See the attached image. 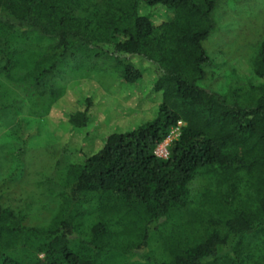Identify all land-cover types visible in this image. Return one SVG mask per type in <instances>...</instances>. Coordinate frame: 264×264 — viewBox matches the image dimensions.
I'll return each instance as SVG.
<instances>
[{
    "label": "trees",
    "instance_id": "obj_1",
    "mask_svg": "<svg viewBox=\"0 0 264 264\" xmlns=\"http://www.w3.org/2000/svg\"><path fill=\"white\" fill-rule=\"evenodd\" d=\"M221 1L0 0L4 69L18 63L15 34L25 33L30 60L21 62H30L37 87L63 66L79 72L98 64L123 85L149 70L150 92L161 97L153 118L109 134L91 155L77 137L95 122L93 99L69 113L63 153L74 161L53 172H61L53 218L30 223V209L12 206L0 191V264L140 258L152 227L189 202L199 210L193 228L183 239H163L164 264H264V41L244 84L224 93L204 88L213 63L204 42L216 30ZM179 122L169 158H158ZM91 215L96 222L88 227Z\"/></svg>",
    "mask_w": 264,
    "mask_h": 264
},
{
    "label": "rangeland",
    "instance_id": "obj_2",
    "mask_svg": "<svg viewBox=\"0 0 264 264\" xmlns=\"http://www.w3.org/2000/svg\"><path fill=\"white\" fill-rule=\"evenodd\" d=\"M215 19L216 30L204 42L213 63L201 85L224 93L229 87L244 84L252 75L255 48L264 41V0H222ZM0 34L1 51L4 36ZM15 35L19 36L14 44L20 56H16L18 63L10 71L4 69L6 59L0 54V191L7 192L12 206L30 209V223H46L59 204L53 187H57L61 172H53L74 161L63 153L71 132L69 113L80 108L87 97L93 99L95 122L77 137L84 152L91 155L109 134L134 129L150 116L153 118L161 97L150 92L149 70L137 84L123 85L114 76L103 75L98 64L85 65L79 72L63 66L37 87L33 77L28 76L30 62L24 66L22 63L24 58L30 60L27 47L31 41L25 33ZM81 160V156L75 159ZM200 190L199 183L192 185L196 198ZM195 211L199 210L189 202L174 210L162 225L153 226L148 247L140 251L141 259L132 256L105 264H138L134 263L137 259L143 264L167 263L169 254L162 248L163 239L187 236L193 228L188 224ZM86 220L88 227L96 222L93 215Z\"/></svg>",
    "mask_w": 264,
    "mask_h": 264
},
{
    "label": "built area",
    "instance_id": "obj_3",
    "mask_svg": "<svg viewBox=\"0 0 264 264\" xmlns=\"http://www.w3.org/2000/svg\"><path fill=\"white\" fill-rule=\"evenodd\" d=\"M183 126V122H179L178 125L172 130L169 137L158 146L155 151V155L160 159H168L169 158V147L171 143L176 140L180 136L181 127Z\"/></svg>",
    "mask_w": 264,
    "mask_h": 264
}]
</instances>
